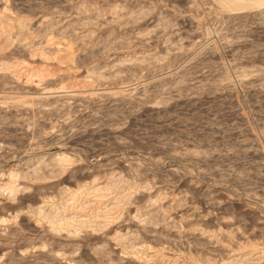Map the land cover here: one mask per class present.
I'll use <instances>...</instances> for the list:
<instances>
[{
    "label": "rangeland",
    "instance_id": "rangeland-1",
    "mask_svg": "<svg viewBox=\"0 0 264 264\" xmlns=\"http://www.w3.org/2000/svg\"><path fill=\"white\" fill-rule=\"evenodd\" d=\"M0 16V264H264V5L0 0Z\"/></svg>",
    "mask_w": 264,
    "mask_h": 264
},
{
    "label": "bare ground",
    "instance_id": "bare-ground-1",
    "mask_svg": "<svg viewBox=\"0 0 264 264\" xmlns=\"http://www.w3.org/2000/svg\"><path fill=\"white\" fill-rule=\"evenodd\" d=\"M219 2V4L221 5L222 8H224L225 10H235V9H240V8H255V7H258V6H261V5H264V0H217ZM262 9V8H261ZM6 15V14H5ZM9 26L10 24L3 18L0 16V27H1V34L3 35V37L5 36L4 40L6 39L7 40V37H8V31H9ZM5 40V41H6ZM65 52V51H64ZM68 53V52H67ZM65 54V53H64ZM42 55V54H41ZM40 56V55H39ZM69 56L70 53L65 56L66 60L68 59L69 60ZM61 57V56H60ZM64 58V59H65ZM60 59V58H59ZM1 63V62H0ZM3 65V64H2ZM4 67H7V64H4ZM94 75V74H93ZM58 160V162H62V161H65L66 158L64 156H61V155H58V158L56 159ZM13 181H10L8 184H7V190H9L11 193L16 191V186L13 185L12 183ZM99 188V187H98ZM102 188V187H101ZM113 188V187H112ZM115 188V187H114ZM18 189V188H17ZM87 192V191H86ZM95 192V191H94ZM97 192V191H96ZM93 194V193H92ZM123 195V194H122ZM125 195V194H124ZM128 197V196H127ZM99 198V197H98ZM75 200V199H74ZM121 201V200H120ZM124 201V200H123ZM71 202V201H70ZM75 202V201H74ZM101 202V201H100ZM121 203V202H120ZM77 206V205H75ZM107 207V206H106ZM75 208V207H74ZM79 208V207H78ZM112 207L110 208H105V210L103 211L104 213H107V211L109 209H111ZM59 209V208H58ZM80 209H81V205H80ZM104 209V208H102ZM118 209V208H117ZM66 210V209H65ZM113 210V209H112ZM45 210L41 209V208H38L37 209V214L38 216L40 217H43V218H48L50 224L52 225V228L53 229H61L63 227H68L71 223H76L77 225L79 226H83L85 225V223L87 222V220H80V219H76V218H72L70 216H67L65 214H57V215H54V214H50L48 212H44ZM114 211V210H113ZM194 211V210H193ZM119 212V211H118ZM58 213V212H57ZM78 214V213H77ZM122 214V213H121ZM108 214H106L105 217H107ZM135 215V214H134ZM56 216H60V220L59 222H57L56 220ZM72 216V215H71ZM76 216V215H75ZM101 216V215H100ZM137 216V215H136ZM89 217V216H88ZM193 217V216H192ZM58 218V219H59ZM102 218V216H101ZM90 219V218H89ZM106 219V218H105ZM193 219V218H192ZM97 220V219H96ZM137 221V220H136ZM190 221V220H188ZM90 222V221H89ZM88 223V222H87ZM86 223V224H87ZM97 223V222H96ZM187 223V222H186ZM99 224V223H98ZM50 225V226H51ZM75 226V224H74ZM86 226V225H85ZM134 226V224H133ZM71 227V226H70ZM76 227V226H75ZM84 227V226H83ZM65 230V229H64ZM79 230V229H77ZM122 230V228H121ZM68 231H72L73 233L75 232V228L74 230H68ZM80 231V230H79ZM116 232V231H115ZM83 233V232H82ZM135 233V232H134ZM115 234V237H113V241L116 240V241H124L128 238H130V236L126 233V234H120L119 232L117 233H114ZM113 234V236H114ZM132 234V233H130ZM115 238V239H114ZM129 240V239H128ZM255 251V250H254ZM141 254V253H140ZM51 256V255H50Z\"/></svg>",
    "mask_w": 264,
    "mask_h": 264
}]
</instances>
